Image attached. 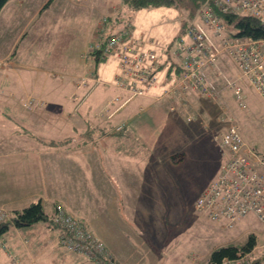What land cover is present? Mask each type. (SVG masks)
<instances>
[{
    "label": "crops",
    "instance_id": "1",
    "mask_svg": "<svg viewBox=\"0 0 264 264\" xmlns=\"http://www.w3.org/2000/svg\"><path fill=\"white\" fill-rule=\"evenodd\" d=\"M9 1L22 5V0H8L7 3ZM49 3L50 0H40L32 11L29 10L28 17L15 8L10 16L9 12L4 16L5 6L0 12V19L5 21L3 28L9 30L7 36L11 37L14 34L11 30L17 29L12 39H0V53L4 54L0 56L3 61L0 68V74L3 73L0 76V206L12 213L40 202L48 217L47 221H37L28 227L11 224L16 237L6 238L0 264H96L81 254L59 252L58 246L59 250L54 246L60 233L51 222L57 205L82 218L115 261L201 264L197 256H190L182 249L184 242L179 224L185 209L170 174L154 161L150 148L157 143V146L163 145L164 130L169 134L188 133L191 140L196 139V145H213L214 137L225 129V125L214 121L219 106L221 110L225 106V111L229 110L236 121L239 120L230 99L234 96L225 88L226 81L230 80L242 89L238 76L231 73V77L227 76L229 74L218 66L207 70L210 81L219 89L217 101L200 98L194 91L180 93L178 90L163 96L159 94L161 96L156 99L160 87L167 89L162 83L138 99L132 108L123 107L111 117L103 110V115L91 111L86 100L80 105L86 104L83 111H74L70 96L87 91V87L77 88L78 82H61L49 89L44 85L39 92L27 91V81L17 75L20 63L12 60L19 39L23 41L35 17ZM104 6L112 28H121L124 16L121 2L105 0ZM17 15L23 18L21 26H6L9 17L13 20ZM134 27L137 34L142 33L138 26ZM26 68L37 70L34 66ZM217 72L221 75L217 76ZM58 88L66 90L68 95L63 91L59 94ZM24 92L28 94L22 96ZM29 99L36 104L45 102L48 109L41 108L42 105L25 110L21 101ZM165 103L168 112L174 108L169 112L172 117L159 105L165 108ZM1 106L7 107L6 113H2ZM248 112L252 114L253 110ZM190 115L195 116L193 122L187 121ZM210 115L207 124L205 117ZM120 124H124L122 132H114ZM180 125L184 126L182 130L178 129ZM126 133L131 137L125 139ZM2 134H5L3 142ZM200 193L189 202L190 208ZM176 248L179 252H174Z\"/></svg>",
    "mask_w": 264,
    "mask_h": 264
},
{
    "label": "rangeland",
    "instance_id": "2",
    "mask_svg": "<svg viewBox=\"0 0 264 264\" xmlns=\"http://www.w3.org/2000/svg\"><path fill=\"white\" fill-rule=\"evenodd\" d=\"M39 1L22 0V5H19L16 1H9L3 8V15L6 16L7 12H9L10 16L12 10L15 8L20 14L28 17L31 14H28L29 10L31 9L32 11ZM73 1L75 3L69 0H50V3L33 20L23 37V41L19 39L20 44L15 49L12 60L20 63L17 75L27 81V91L37 90L39 92L40 87L44 85L46 89H49L51 86H58L61 82L68 84L71 82L77 83L78 78L82 74L90 72L95 68L97 76L103 81V85L96 84L95 87H91V84H89V91L86 94L85 102L90 106L91 111H96V113L103 115L102 110L113 109L112 106L109 107V103L110 101H114L116 96V88L112 83V73L117 65L116 57L109 55L99 60V62L86 60L84 57L89 47L97 41L95 35L97 34L96 30L100 22L107 17L105 16L107 14V9L104 6L105 0ZM123 13V22L130 21L133 27L138 26L143 34L135 33L139 36L146 35L153 42V49L159 55L160 52L163 54L167 52V48L171 43L173 44L177 39L184 36V26L190 18L188 13L181 8H145L138 11L124 8ZM22 19L19 15L15 16L13 20H10L9 17L6 26L11 28L21 26ZM0 20V39H12L17 29L11 30L14 34L8 37L9 30H4L3 28L5 21L3 18ZM111 23V19H107L106 26H109ZM223 23L224 35H229L236 31L232 24ZM104 31L105 33L108 32V30ZM2 46L4 45L2 44ZM3 55V53H0V56ZM0 61L2 62H0L1 68L3 61ZM28 66L37 67V70L27 69L26 67ZM217 66L224 73L229 74L227 76H230V73L233 76L239 75L236 64L225 51L219 55ZM24 69V72H20ZM1 74L3 73L1 72ZM21 74H23V77ZM216 75L218 76V72ZM239 82L243 89L247 109H241L238 102L232 99V95L230 96L239 116V118L237 117L239 120L236 123L239 126L240 135L247 146L261 158H264V101L245 81ZM62 91L63 89L58 88L59 94ZM159 92L156 93V99L161 96ZM63 93H65V96L68 95L66 90ZM25 94H28V92H24L22 96ZM148 94L135 96L125 106L126 109L132 108L138 99ZM48 96L52 97V94H48ZM218 98L219 96L216 99H212V101H217ZM21 103L25 104V101H21ZM84 104L79 108L81 111L86 106ZM159 105L165 114L172 117V112L169 113L170 110L168 112L169 108L166 107V103V109L163 107L164 105ZM220 107V111L214 118V121L217 124L225 125V123L219 122V117L221 116ZM249 109L253 110L252 114L248 112ZM211 117V115L205 117V123H210ZM144 118L146 119V116ZM194 118L195 116L190 115L187 121L193 122ZM77 119L82 120L79 116H77ZM183 127L180 125L178 129L182 130ZM123 129L124 127L118 131L114 129V132L119 133ZM164 135L163 145L157 146V143L155 147L150 148V152L155 158L154 161L163 165L170 174L169 176L174 181L176 192L185 209L184 216L179 224L180 237L184 242L181 243L183 245L182 249L188 251V255L190 256H197L201 264H208L207 259H209L215 249L228 245L243 246L248 241L249 235L255 234L256 246L250 253L239 259L238 263L253 264L254 260L261 259L262 261L259 264H264V222L249 215L236 221L232 227H227L220 222L215 223V221L206 217L205 212L194 210V206L189 207V202L200 193L202 187L215 178L220 165L227 158L228 150L220 148L219 142L215 140L213 145H196V139L193 138L191 140L190 135L185 132L182 134H178L177 132L169 134L167 130H164ZM128 137H131V134L126 133L124 138L127 139ZM2 138L3 142L5 134H2ZM151 168L152 166H150ZM259 169L264 172V166L260 165ZM57 207H61L66 213L81 220L87 226L82 218L68 212L62 205L56 206V211L52 217L55 216ZM0 208L7 214V220H10L12 213L3 206H0ZM51 230L55 231V229ZM10 235L16 237L12 227L0 237V254H3L2 250L6 247V238ZM93 235L96 236L95 234ZM54 246L57 250H61L59 252H66L59 247L58 235L56 236V241L54 240ZM174 252H179V249L176 248ZM122 263H128V260Z\"/></svg>",
    "mask_w": 264,
    "mask_h": 264
},
{
    "label": "built area",
    "instance_id": "3",
    "mask_svg": "<svg viewBox=\"0 0 264 264\" xmlns=\"http://www.w3.org/2000/svg\"><path fill=\"white\" fill-rule=\"evenodd\" d=\"M219 13L252 16L264 24V0H205L196 12L197 21H191L185 29V36L160 55L153 49V42L137 35L129 22L103 40V26L107 22L104 18L96 30L97 41L88 50L93 54L90 56L86 52L85 57L97 61L109 55L116 57L112 83L117 93L109 103L113 109L103 110L108 117L128 105L135 96L149 93L162 83L167 89L160 87L161 95L177 90L180 93L194 91L200 98L216 99L219 89L206 72L216 68L219 55L224 51L236 64L238 80L250 85L264 101V39L224 35ZM225 88L231 90L240 108L247 109L239 85L227 80ZM219 122L225 123V129L214 140L219 142L220 148L228 150L227 158L220 165L216 178L196 198L194 210L205 212L206 217L227 227L249 215L264 222V172L259 169L260 165L264 166V158L247 146L235 117L225 111V106ZM122 127L124 124L115 129L118 131ZM7 219L0 208V223ZM53 223L62 229L58 242L68 252L81 254L96 264H139L112 260L104 243L85 223L61 207H57ZM238 260L225 259L220 264H238Z\"/></svg>",
    "mask_w": 264,
    "mask_h": 264
},
{
    "label": "trees",
    "instance_id": "4",
    "mask_svg": "<svg viewBox=\"0 0 264 264\" xmlns=\"http://www.w3.org/2000/svg\"><path fill=\"white\" fill-rule=\"evenodd\" d=\"M8 0H0V12L2 8L5 6ZM121 2V5L128 9V10H142L145 8H178L183 9L186 13H188V16L190 17L184 26V36H185V29L189 25L191 21H197L196 18V12L200 8V6L203 4L205 0H119ZM108 19H110L108 17ZM219 19L222 24L223 22L227 24H232L235 32L231 33L232 36H237L241 38H253V39H264V24H262L257 18L252 16H247L243 14H234V13H219ZM130 21L122 22L123 24ZM113 25L106 26V24L103 26V30H108L107 33L103 31V40L106 39L111 33H117L120 31L119 29L112 28ZM183 36V37H184ZM182 38V37H181ZM172 43L169 45L171 47ZM89 50V49H88ZM89 52V51H87ZM93 52H89V55L91 56ZM86 60L90 61H96L99 62V60H93L91 57H84ZM208 79L209 75L206 72ZM92 75V77H91ZM91 84V87H95L96 84H102L103 81L99 79L97 76V73L95 71V68L92 69L90 72L85 73L83 76H81L80 79H78L77 88L79 87H87V91L82 93H74L70 96V99L74 102V111H77L83 101L86 99V94L89 91L88 85ZM28 101H31V104H27ZM41 104H36V102L32 99H29L25 101V104H21V106L29 111L34 109L37 106H42L41 108L48 109L47 104L45 102H40ZM127 106V105H126ZM47 107V108H46ZM2 113H6L7 107H2ZM47 216L43 212V208L40 202L31 204L30 206L22 209L21 211H15L12 212V216L10 220H6L0 223V237L4 235L10 228L11 224L15 227H28L32 224H34L37 221H46ZM256 246V236L255 234H250L248 241L243 246H222L217 249H215L210 257H209V264H220L223 260H238L250 253L253 248ZM264 258V255H263ZM261 259L254 260L253 264H259L261 263Z\"/></svg>",
    "mask_w": 264,
    "mask_h": 264
}]
</instances>
